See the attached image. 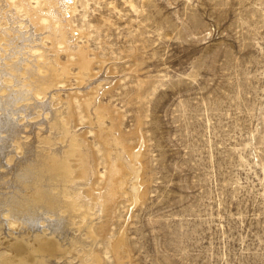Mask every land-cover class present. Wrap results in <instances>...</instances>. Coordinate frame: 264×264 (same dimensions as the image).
I'll return each mask as SVG.
<instances>
[{
	"label": "rangeland",
	"instance_id": "obj_1",
	"mask_svg": "<svg viewBox=\"0 0 264 264\" xmlns=\"http://www.w3.org/2000/svg\"><path fill=\"white\" fill-rule=\"evenodd\" d=\"M0 55L22 141L60 142L100 205L86 264H264V0H0ZM41 102L65 104L71 151L32 134Z\"/></svg>",
	"mask_w": 264,
	"mask_h": 264
},
{
	"label": "bare ground",
	"instance_id": "obj_2",
	"mask_svg": "<svg viewBox=\"0 0 264 264\" xmlns=\"http://www.w3.org/2000/svg\"><path fill=\"white\" fill-rule=\"evenodd\" d=\"M53 11L51 9V12ZM25 59L19 57L10 66L18 70ZM32 60H28L30 65ZM0 71H7V65L2 64ZM5 73L0 74V167L3 169L0 168V234L8 224H16L18 231L14 233V240L9 245L11 249L8 251L11 253L0 260V264H69L70 259L67 260V258L70 255L66 252L72 251L76 254L77 262L86 264L84 258L77 255L74 249L78 245L82 246L84 242L90 243L94 238L92 221L97 215L95 211H100V205L98 206L97 202V204L95 203L96 209L91 208L89 199L82 192V186L87 182V179L75 180L72 178L68 155L63 152V145L60 142L55 143L56 145L52 147L49 154H46L42 146L37 148L36 145H33V139L22 141L26 135H20L22 127L16 123L17 119L14 114L18 108H14V103L24 100L26 93L19 87L13 88L14 83L13 85L4 84L1 78ZM54 73L51 69L50 74L45 76V78L47 77L46 85H50V77L51 75L54 77ZM16 74L18 75V73ZM19 85L20 83L16 81L14 86ZM32 101L34 100L32 99ZM43 103H39L40 108L47 109L51 113L44 114L43 123L46 125L44 130L39 128L35 132V127L33 124L31 125L33 127L32 134L39 137V130L45 132L48 138L56 133L64 134L67 140L65 145L68 143V149L71 151L70 144L75 138L71 128L65 124L62 117V113L66 109L65 104L52 109L49 108V104L45 106L46 103ZM28 106L25 105L22 109L26 116L30 114L29 111H32L31 108L28 109L29 111L26 110ZM20 108L22 107L20 106ZM29 124L31 123H26V125ZM53 127L55 128L54 132L50 131ZM25 133L32 135L30 131ZM15 142L20 146V155L15 153ZM10 152L16 155L14 159H9ZM83 161L90 164L88 157L86 161ZM75 229L77 232H74ZM82 231L91 240L85 239L86 237L82 238ZM41 236L44 240L41 239ZM72 264L77 263L73 262Z\"/></svg>",
	"mask_w": 264,
	"mask_h": 264
}]
</instances>
